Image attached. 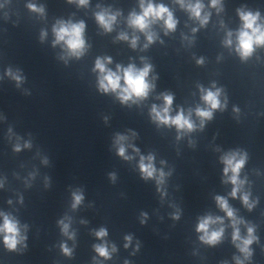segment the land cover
<instances>
[{"label": "clouds", "instance_id": "clouds-1", "mask_svg": "<svg viewBox=\"0 0 264 264\" xmlns=\"http://www.w3.org/2000/svg\"><path fill=\"white\" fill-rule=\"evenodd\" d=\"M176 2L188 12L189 17L195 21L199 22L201 27L205 26L210 18V13L205 12V5L201 0H176ZM68 3H75L79 7H87L89 0H68ZM27 7L33 11L43 14L44 8L37 7L34 4H29ZM99 7V5H98ZM210 7L215 8L217 12L222 11V0H210ZM140 11L136 12L133 10L129 13L127 18V24L134 31H139L145 35L146 43L143 45L142 50H146L156 39V33L152 32L151 26L157 22H162L165 34L173 32L176 29L178 21L173 15V12L164 4L153 3V0H140L139 3ZM237 13L242 22L241 27L236 32V52L239 54L241 59H247L250 57L257 46H264V24L259 23L260 13L252 11H245L243 8L237 9ZM121 13L119 11L112 12L110 9L101 8L100 11L96 12L95 20L98 25L103 28L105 32H111L113 26L117 22V17ZM86 29V24L84 21L73 22L72 20H57L53 25L52 31L55 36L53 41V46L61 44L66 51L67 57H75L79 59L83 56L87 50L86 41L84 38V33ZM193 32L197 29L193 28ZM46 36L45 32L41 33V40ZM233 33L231 31L227 32L226 38L223 44L230 47L233 43L232 40ZM118 40L128 41L130 47L133 49L137 48L139 37L133 35L131 39L126 32H121L117 36ZM62 59L64 57H61ZM144 61L142 68H137L135 64H129L127 67L117 64L116 70L113 71L111 68L107 67L108 64L112 63L110 57H98L95 61L94 72L98 73V87L102 93H114L122 104H127L129 101L132 103H138L146 99L149 92L154 89L155 84L148 81L149 73L152 71V65L146 61V58L141 57ZM198 64H202L203 60H198ZM7 75L10 76L17 82V86L22 81V76L17 71L12 72L11 69L7 71ZM156 78L153 77V80ZM123 81V84L121 83ZM201 100L207 106L201 108L197 106L194 110L189 109L187 115L181 108L175 116L170 113L172 111L173 95L171 93H161L160 98L163 100L161 106L153 104L150 110L151 119L158 125L165 126H175L178 133L182 132H192L196 128V124L191 119L193 111L195 115L200 119V127L203 128L205 121L211 120L213 116V111L217 109H223L225 105L221 104L220 95L221 89L217 88L215 91L211 89H205L202 86ZM215 87V85H213ZM226 104V101H225ZM135 136V133H132ZM180 138L179 135L177 137ZM128 137L125 135L117 134L115 137V144L117 146V154L124 158L125 160H130L132 157L126 155V148L124 146V141ZM30 146V145H25ZM15 151H20V145L15 146ZM138 152V149H134ZM247 155L246 153H241L238 151H233L226 153L221 157V162L224 164V175L227 177L225 183H231L233 185L230 196L236 198L238 193H241V189L245 183L244 180L239 178L241 169L246 163ZM154 157L150 154L147 157L141 156L139 161V169L144 179L156 178L157 184H163L165 173L160 171L157 176V169L153 164ZM47 161H45L46 163ZM161 163H164L161 161ZM231 173V175H229ZM111 178L114 180V174H110ZM2 186V185H0ZM73 203L72 208H77L83 201L84 197L82 192L79 190L72 193ZM240 199L245 207L249 210L252 209L254 203L249 202V193H241ZM218 207L226 213V216L231 220L232 227L234 229L232 240L240 253L243 254L245 259L251 257L252 253L250 250V245L257 240L254 235V228L249 226L247 228V237H241L239 227L243 224L242 219H237L234 210L229 206L227 199L222 196L215 197ZM10 203V202H9ZM3 217V223L0 224V234L3 235V243L5 247L14 251L17 246L26 240V236L21 235V229L19 222L15 220L8 214L0 213ZM178 219L179 216H175ZM222 224L223 220L220 217L213 218L212 216L202 217L197 225L196 231L202 233L199 239L208 245H216L220 242L224 228L220 227L216 230H211V226L215 224ZM61 225V230L63 234L69 236L70 239L74 237V233H69V224L65 223L64 220L58 221ZM27 226L25 225V228ZM95 235L103 239L107 235V231L101 228L99 231L95 232ZM126 240H131V237H126ZM127 247V245H126ZM95 251L99 256L104 258H110V253L108 248L103 245H94ZM61 249L65 255L70 256L72 250L66 245H61ZM115 251V248H112ZM236 264H244V261L239 257H236Z\"/></svg>", "mask_w": 264, "mask_h": 264}]
</instances>
